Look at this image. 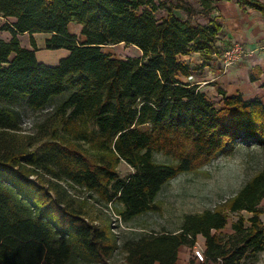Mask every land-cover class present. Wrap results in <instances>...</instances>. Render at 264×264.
Returning a JSON list of instances; mask_svg holds the SVG:
<instances>
[{
  "label": "trees",
  "instance_id": "1",
  "mask_svg": "<svg viewBox=\"0 0 264 264\" xmlns=\"http://www.w3.org/2000/svg\"><path fill=\"white\" fill-rule=\"evenodd\" d=\"M0 0V264H175L178 247L205 239L200 264H255L264 252V167L214 209L189 212L176 229L115 232L91 212L89 197L117 203L127 223L158 209L163 186L235 144L264 140V100L223 94L216 105L188 79L183 55L217 52L221 24L206 23L216 0ZM264 16V0H237ZM177 10L184 11L177 14ZM160 11L159 17L156 12ZM81 25L79 34L68 25ZM49 33L55 64L19 34ZM136 45L137 57L102 50ZM261 70L251 69L250 80ZM264 86V83H263ZM58 98L38 131L20 135L24 100L32 110ZM155 153L171 158L158 161ZM132 171L121 177L119 161ZM83 189L87 197L78 199ZM247 211L227 225L229 213Z\"/></svg>",
  "mask_w": 264,
  "mask_h": 264
},
{
  "label": "rangeland",
  "instance_id": "2",
  "mask_svg": "<svg viewBox=\"0 0 264 264\" xmlns=\"http://www.w3.org/2000/svg\"><path fill=\"white\" fill-rule=\"evenodd\" d=\"M193 1V4L198 7V2L196 0ZM216 2H225V0H216L215 3ZM214 10H216V7L213 9L212 13H208V15L199 13L197 16L198 20L202 23H206L210 17H214L219 22L220 19H217L219 16H216L217 13ZM176 12L177 14L185 15L183 14L184 11L177 10ZM156 15L159 17L162 13L157 11ZM72 28L75 29L76 24L73 25ZM49 36L50 34L45 32L28 33L20 36V42L22 45H29L31 39H33L36 45L41 49L37 51V55H40V52L45 49V40ZM222 45L226 46L228 44L222 42ZM102 50L118 58L137 57L142 54L141 50L136 45L123 42L105 45L102 47ZM194 58L198 59V56ZM48 59L50 60L47 64L51 60H55L51 55ZM198 64L199 63H194V68L199 66ZM255 91L259 92L262 98L263 94L259 86L256 87ZM58 100V98H55L51 100L46 107L39 110H32L25 104L24 100L16 99L12 104L20 111V135H31L36 133L40 124ZM154 157L158 161L171 160V158L162 153H155ZM263 167L264 140L261 142L253 141L249 143L239 142L219 152L210 160L200 164L194 170L180 172L170 179L163 186L157 197L158 209L138 215L127 223H124L118 216L115 209V205H118L117 203H106L103 199L94 195L93 197H89L90 202L88 204L91 207V212L108 220L115 232H128L132 228L136 230L176 229L185 213L214 209L229 197L235 195L240 187ZM132 170V167L125 161H119L117 171L121 177H126ZM75 193L78 199L89 195L88 192L83 189H78ZM259 205L264 207V198ZM229 214L228 223L221 230L223 233L227 232L231 222L237 219L240 214L244 217L249 216L247 211H241L240 213L232 212ZM261 217L264 220V213ZM262 254L264 255V252L259 254V261H262V264H264V256ZM122 257L123 254L120 251H116L112 260L115 264H123Z\"/></svg>",
  "mask_w": 264,
  "mask_h": 264
},
{
  "label": "crops",
  "instance_id": "3",
  "mask_svg": "<svg viewBox=\"0 0 264 264\" xmlns=\"http://www.w3.org/2000/svg\"><path fill=\"white\" fill-rule=\"evenodd\" d=\"M215 7L216 10L214 11L218 14L216 16H219L217 19H220L219 22L221 24L217 43L222 45V42L230 44L233 41H238L250 48L252 52L236 62L224 74H219L218 67L220 62L215 54L207 59L199 52L183 55L181 56L182 60L189 64L192 69L191 76L185 80L198 84L206 96L211 101L217 102V105L222 104L223 94L231 95L240 92L245 98L261 97L259 92L255 91L257 86L261 88L262 99L264 100V16L255 8H241L237 0L216 2ZM3 20L0 17V23ZM75 24L76 28L73 29L72 26ZM68 28L72 33L79 34L81 25L70 22ZM24 34L28 33L19 34V39ZM10 35L8 30L0 29L1 38L8 39ZM23 46L32 47L30 42L29 45L23 44ZM36 47L37 49L39 48L38 45ZM40 50V48L36 50V57L39 61L47 63L50 60L48 59L50 55L55 59L48 64H55L59 58L68 54V51L63 48L54 50L45 48L44 51L40 52V55H37V51ZM194 55L198 56V59L194 58L196 57ZM194 63H199V66L194 68ZM254 67L259 68L262 74L259 79L250 80L249 73ZM230 231L231 228L229 227L227 232ZM196 242L203 248L205 247V239L202 235L197 236ZM155 264H158V262ZM175 264H200V262L193 257L191 246L182 244L178 247V258ZM209 264L214 263L210 262ZM255 264H262V261H258Z\"/></svg>",
  "mask_w": 264,
  "mask_h": 264
},
{
  "label": "built area",
  "instance_id": "4",
  "mask_svg": "<svg viewBox=\"0 0 264 264\" xmlns=\"http://www.w3.org/2000/svg\"><path fill=\"white\" fill-rule=\"evenodd\" d=\"M251 52L250 48L238 41H233L226 46L218 45L215 55L220 62L218 67L219 74H224L231 66ZM191 251L197 261L201 262L205 259L204 248L198 242L191 246Z\"/></svg>",
  "mask_w": 264,
  "mask_h": 264
}]
</instances>
